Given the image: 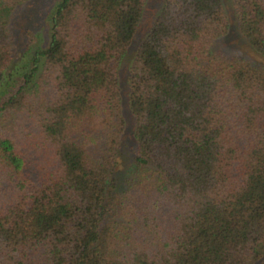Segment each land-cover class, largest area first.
<instances>
[{"label": "trees", "instance_id": "trees-1", "mask_svg": "<svg viewBox=\"0 0 264 264\" xmlns=\"http://www.w3.org/2000/svg\"><path fill=\"white\" fill-rule=\"evenodd\" d=\"M32 1L0 0V264H264V0H162L137 45L148 0Z\"/></svg>", "mask_w": 264, "mask_h": 264}, {"label": "rangeland", "instance_id": "rangeland-1", "mask_svg": "<svg viewBox=\"0 0 264 264\" xmlns=\"http://www.w3.org/2000/svg\"><path fill=\"white\" fill-rule=\"evenodd\" d=\"M33 1H32V3H34ZM161 1L162 0H148L147 5H146V9H145L144 19L142 22V28H140V29H138V31H136V33L132 39L131 44L137 45L139 43V41H141V39L143 38V36L146 33L145 30L148 29L147 27L150 26L151 20L154 16L155 12L157 11ZM50 2H51V0L36 1L35 5H33L32 8L30 9L31 13L29 11L25 12V13H27L26 20L28 22L30 21V17H29V15H30V16H33V23H40L42 21L44 15H45V13L47 12V9H48ZM20 22L21 23L23 22L22 24L25 23L24 19L23 20L21 19ZM43 36H45V39L48 37L47 31H45V35H43ZM232 38H233L232 41H235V43L238 42V45H239V43H242L244 40L243 38H242L243 39L242 40L236 34H232ZM26 42H28V37L25 38L24 44ZM122 76H124V73H122Z\"/></svg>", "mask_w": 264, "mask_h": 264}]
</instances>
